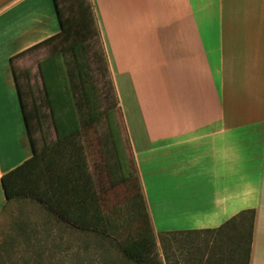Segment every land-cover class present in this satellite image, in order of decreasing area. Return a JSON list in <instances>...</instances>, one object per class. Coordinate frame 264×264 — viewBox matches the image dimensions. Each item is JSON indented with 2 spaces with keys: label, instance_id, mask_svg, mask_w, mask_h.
I'll return each mask as SVG.
<instances>
[{
  "label": "crops",
  "instance_id": "0c3cea01",
  "mask_svg": "<svg viewBox=\"0 0 264 264\" xmlns=\"http://www.w3.org/2000/svg\"><path fill=\"white\" fill-rule=\"evenodd\" d=\"M92 2L157 237L208 232L206 253L175 264L217 262L219 247L235 264L224 225L251 211L249 264H264V0ZM60 30L54 0H0V130L17 137L0 155V215L2 175L33 155L14 69L35 74L46 56L33 66L44 47L30 48Z\"/></svg>",
  "mask_w": 264,
  "mask_h": 264
},
{
  "label": "trees",
  "instance_id": "16d2710c",
  "mask_svg": "<svg viewBox=\"0 0 264 264\" xmlns=\"http://www.w3.org/2000/svg\"><path fill=\"white\" fill-rule=\"evenodd\" d=\"M54 1L61 30L30 48L49 47V54L39 61L41 100L32 87L25 91L14 69L33 155L2 175L5 196L8 201L35 198L59 220L77 229L101 234L114 231L117 226L105 210L84 140L94 128L111 184H131L134 192L131 202L141 225L123 240V251L138 263L159 264L157 235L136 162L123 135L119 98L93 2ZM25 74L29 76V70ZM253 218V212L248 211L224 225L231 229L227 237L232 247L226 254L235 264H249ZM221 251L219 247L214 255L217 262L208 256L211 259L206 264H221L219 260L224 258Z\"/></svg>",
  "mask_w": 264,
  "mask_h": 264
},
{
  "label": "rangeland",
  "instance_id": "374dc122",
  "mask_svg": "<svg viewBox=\"0 0 264 264\" xmlns=\"http://www.w3.org/2000/svg\"><path fill=\"white\" fill-rule=\"evenodd\" d=\"M43 47L33 55V66H37V62L49 54V47ZM19 70L25 91H30L32 87L41 100L39 69H36L35 74H30L31 69H27L31 76L29 78L25 74L26 69ZM33 76H36L35 79ZM28 99L31 100V95H28ZM84 140L88 146L90 169L102 195L105 210L112 215L117 227L109 234L77 229L59 220L35 198L14 199L0 215V264H146L128 258L122 248L123 240L141 225L131 202L134 193L131 184H111L105 155L94 128L84 136ZM16 141L13 130H0V155L8 146L5 143L10 147L12 145L15 153ZM210 237L208 232L157 237L159 264H165L160 255L167 257L166 264H175L180 253L187 250L198 249L206 253Z\"/></svg>",
  "mask_w": 264,
  "mask_h": 264
}]
</instances>
